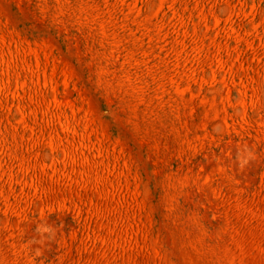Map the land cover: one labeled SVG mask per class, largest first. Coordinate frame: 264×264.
Segmentation results:
<instances>
[{
	"label": "rangeland",
	"instance_id": "rangeland-1",
	"mask_svg": "<svg viewBox=\"0 0 264 264\" xmlns=\"http://www.w3.org/2000/svg\"><path fill=\"white\" fill-rule=\"evenodd\" d=\"M0 264H264V0H0Z\"/></svg>",
	"mask_w": 264,
	"mask_h": 264
}]
</instances>
